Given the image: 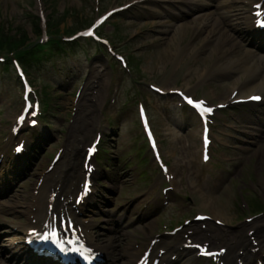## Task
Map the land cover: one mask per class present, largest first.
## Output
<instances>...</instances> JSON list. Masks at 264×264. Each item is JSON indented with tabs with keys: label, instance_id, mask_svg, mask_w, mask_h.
I'll return each instance as SVG.
<instances>
[{
	"label": "rangeland",
	"instance_id": "rangeland-1",
	"mask_svg": "<svg viewBox=\"0 0 264 264\" xmlns=\"http://www.w3.org/2000/svg\"><path fill=\"white\" fill-rule=\"evenodd\" d=\"M129 1L131 0H0V34L3 30L9 35H17L18 38L25 39L29 35L30 39L28 41L35 40L40 37L33 30L39 23L37 16L40 10H43L48 16L50 23L56 25L57 30L72 34L79 28L81 29L90 24L100 13ZM150 8L138 7L131 9L129 12L116 15L104 28L107 33H112L115 30L118 38H114V40L119 43L117 46L125 47L127 55L130 57L129 61L139 67L135 68L137 71L133 69L132 73H127L118 68L112 79L110 66L98 53L99 50L93 45L79 41L72 46L74 53L68 51L67 54L69 55V63L74 64L76 67L80 66L83 73L74 72L75 70L69 64L70 68L68 69L55 67L57 69L53 72L52 68L53 73L48 81L45 76H39V79L47 81L42 95L44 97L47 92L50 93L48 98L52 102L51 113L47 115L48 120L43 128L44 139L34 158H40V161H45L50 151L56 146L57 134L60 133L68 115L72 116L73 109L78 104L83 103L80 107L85 112L89 107L96 106V104L100 107L104 100L114 99L116 95H118L120 105L132 103V106L127 110L129 113L127 119L123 120L118 126L120 133H116V151L117 154H121L118 159L119 164L108 168L109 170L106 171V174L111 176L110 179H114L112 182L113 187L116 189L120 187V192H105V197L114 200L113 194H115L118 198L120 196L119 199L122 203L142 192L146 186L145 179L140 177L138 172L140 165L138 167L134 165L138 160L137 154L133 159L132 169H127L129 166L123 164L127 151L135 153L132 135L135 133V129L139 127V123L134 100L137 97L149 96L146 91L148 90V84L151 82L167 86V88L185 87L188 82L191 85L198 83L196 91L203 90L200 77L208 63L206 61L200 67L194 68L195 75L187 77L184 74V60L181 62L177 59V50L182 47L179 46V42L183 45L185 40L194 34L188 31L184 37L183 32H176V26L172 25L174 21L168 14L169 10L173 13L177 12L175 6L172 5L169 8L161 6L157 15L145 16V13H150ZM189 19L191 17L187 16L185 20ZM158 22L164 24L162 26L156 25ZM0 37L4 38V33ZM199 43L200 41H196L195 45L197 46ZM214 48L215 44L212 46V49ZM81 77L82 80L79 82ZM59 79L64 81L65 84H57ZM234 81L235 79L232 78L217 80L210 87V93L223 99L230 92L231 86L235 83ZM80 86H82L81 95L75 101V91ZM20 102L19 90L13 86L8 75L2 74L0 76V135L5 130V126L1 124V117L4 113L13 115ZM84 102H88V105ZM154 115L156 116V113ZM155 125L163 138L164 146L170 150L172 160L177 159L182 149L178 145L175 146L169 142L170 136L167 134L166 126L159 119L155 121ZM129 145H132V150ZM241 169L238 170V173L241 174L243 183L239 191L234 182L229 183L227 187L222 189L215 186L211 190V193L217 199L216 207L224 215L234 220H237L235 219L237 216L242 215L240 210V212L235 211L238 199H241L242 203H247L250 207L253 203L259 201L264 205V162L252 160L243 163ZM126 170L132 172V181L129 184L124 183L121 179L128 177V172L122 175ZM105 184L109 185V182H105ZM25 189L26 186L23 184V190ZM100 189L102 190V187ZM238 193L240 194L239 197ZM202 196L208 199L204 194ZM208 201H211V196ZM259 211H264V209ZM248 214L252 213L248 212L245 216ZM160 216L162 217L163 213ZM256 218L258 222L264 221V212ZM101 225H103L102 222ZM101 229L107 230L108 227H101ZM118 236L120 240L117 241H120L119 245H121L124 238H121L120 234Z\"/></svg>",
	"mask_w": 264,
	"mask_h": 264
},
{
	"label": "snow or ice",
	"instance_id": "snow-or-ice-1",
	"mask_svg": "<svg viewBox=\"0 0 264 264\" xmlns=\"http://www.w3.org/2000/svg\"><path fill=\"white\" fill-rule=\"evenodd\" d=\"M257 8V12L255 13V15L257 16L258 18V25L259 26H264V10H261L260 9V5H256L255 6ZM92 33L89 32V33H85V35H91ZM252 99H259V97H252ZM188 103L192 104L193 101L191 100H188ZM203 102H200L199 104H195V107L197 108H200L202 109V112L201 114L203 115L204 112H211L212 109L211 108H203ZM21 120L24 119L23 116L20 117ZM206 143H207V138H206ZM155 147V145H153ZM95 148L93 147V149H90V152L94 151ZM207 158V157H206ZM53 219L55 220V217H53ZM46 228H52L53 226L52 225H46L45 226ZM71 229V224L70 222L68 223V228L66 229L67 230H70ZM59 235V233L53 231L51 234H49L48 232H45L43 234L41 233H36V236L42 240V241H49V240H52L54 243L56 242V237ZM71 243V242H69ZM194 247L196 248H200L201 246L200 245H194ZM65 249L61 246V251H64ZM71 251H74V252H80V249L79 248H74V249H70ZM202 255H205V256H215L216 253H211L209 251L206 250V248L202 251ZM85 260H88L90 261V257H83ZM142 264H148V259H147V256L145 257L144 261H142Z\"/></svg>",
	"mask_w": 264,
	"mask_h": 264
},
{
	"label": "bare ground",
	"instance_id": "bare-ground-1",
	"mask_svg": "<svg viewBox=\"0 0 264 264\" xmlns=\"http://www.w3.org/2000/svg\"><path fill=\"white\" fill-rule=\"evenodd\" d=\"M195 7H199V6H197V5H190V10L191 9H193V8H195ZM185 25V24H184ZM179 33V32H178ZM228 51V49H226V50H224L223 51V54H225L226 52ZM244 59H246V58H244ZM244 67L246 68V70H248L249 71V69H251V72L252 73H249V74H247V76H246V79H247V77H249L250 78V80L251 79H253L252 81H254L255 82V80H257V78H256V75H257V72L259 73L261 70H264V66H262L261 64H257V65H253L248 59H246L245 60V63H244ZM257 70V71H256ZM249 80V79H248ZM258 86H261V87H263L264 88V76L261 78V81L258 83ZM80 146H81V144H80V142H73V148H72V151L73 152H77V151H79V149H80ZM62 191H64V189H62ZM205 199V198H204ZM44 202H46V201H48V197H44ZM66 200H68V198L66 199ZM207 200V199H206ZM205 204V203H204ZM66 205H68V203L67 204H64L63 206L65 207ZM207 206V205H206ZM58 207V206H57ZM207 207H211L210 205H208ZM46 212V211H45ZM253 227H257V226H253ZM258 228V227H257ZM256 229V228H255ZM259 229V228H258ZM170 245H171V242L169 241L168 242ZM250 240L248 241L247 239L246 240H244L242 243H241V249H244V250H248V248H249V246H250ZM242 259L243 260H245V257L244 256H242ZM244 264H250V262H249V260L247 259L246 261H244Z\"/></svg>",
	"mask_w": 264,
	"mask_h": 264
},
{
	"label": "trees",
	"instance_id": "trees-1",
	"mask_svg": "<svg viewBox=\"0 0 264 264\" xmlns=\"http://www.w3.org/2000/svg\"><path fill=\"white\" fill-rule=\"evenodd\" d=\"M39 26H38V24L36 25V27L34 28V30H36V31H39Z\"/></svg>",
	"mask_w": 264,
	"mask_h": 264
}]
</instances>
